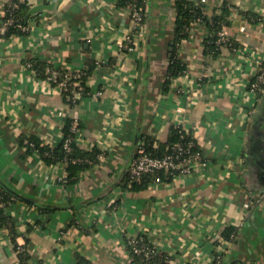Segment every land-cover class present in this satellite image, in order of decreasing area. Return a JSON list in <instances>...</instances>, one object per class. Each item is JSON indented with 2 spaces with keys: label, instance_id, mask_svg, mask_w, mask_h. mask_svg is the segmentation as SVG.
I'll use <instances>...</instances> for the list:
<instances>
[{
  "label": "crops",
  "instance_id": "0c3cea01",
  "mask_svg": "<svg viewBox=\"0 0 264 264\" xmlns=\"http://www.w3.org/2000/svg\"><path fill=\"white\" fill-rule=\"evenodd\" d=\"M190 1L208 15L228 4L225 31L236 47L210 53V29L195 21L177 41L186 67L177 76L176 0H143V27L133 33L130 3L28 0V33L0 35V185L15 193L3 208L0 264H143L127 244L139 233L167 264H212L217 244L220 264H264V93L249 89L264 61V0ZM128 35L133 47L122 50ZM36 60L86 70L87 92H63L27 65ZM68 118L83 124L75 142L99 150L74 181L62 162L49 164L19 142L34 135L58 146ZM179 127L197 144L191 171L132 178L141 142L166 147ZM227 228L234 239L223 236Z\"/></svg>",
  "mask_w": 264,
  "mask_h": 264
},
{
  "label": "built area",
  "instance_id": "2783aa9c",
  "mask_svg": "<svg viewBox=\"0 0 264 264\" xmlns=\"http://www.w3.org/2000/svg\"><path fill=\"white\" fill-rule=\"evenodd\" d=\"M27 2L28 0H7L6 13L11 12V15L8 17L5 23L0 25V34L4 33L7 29V24L12 22H17V25L22 29H27V26L20 22V20L12 14L21 3ZM201 2H206V0H201ZM129 3L132 10L133 33L143 27L145 10L143 3L138 4L133 1H130ZM219 38L223 42L230 40V36L226 33L225 27L219 31ZM132 42L133 40L131 35H128L124 42L120 44V49H132ZM258 63V70L256 71L254 78L249 82L250 91L257 96L258 92L261 90V87L264 86V61L259 59ZM27 65L35 73L39 74L36 62H29ZM85 74L86 70L80 72H71L68 69L47 66L44 77L57 85L63 92H69L71 93V96H81L87 92L86 85L82 79L84 78ZM72 78L76 79L73 80ZM70 129L74 135L65 136V134H63L64 147L67 151L72 149V143L76 141V137L79 132L76 121H73ZM179 132V140L173 144L167 145L161 154L149 153L146 149L145 141H142L138 146L130 168V174L132 178L141 179L145 174L153 173L156 175L155 179L157 181H161L162 177L158 173L159 171H163L172 175L179 173H189L191 171L193 161L198 157L199 152L194 149L196 141L192 136L189 135V131L186 128L179 127ZM70 161V158H64L62 161L64 168H67V165ZM1 189L2 187L0 185V191ZM11 202L12 199L0 201V208H8ZM127 244L132 253L142 258L144 264H167L168 256L162 252V250H160L145 233L129 236L127 239ZM221 245L222 244H217V252L213 257L212 264H220L222 260L224 246Z\"/></svg>",
  "mask_w": 264,
  "mask_h": 264
},
{
  "label": "trees",
  "instance_id": "16d2710c",
  "mask_svg": "<svg viewBox=\"0 0 264 264\" xmlns=\"http://www.w3.org/2000/svg\"><path fill=\"white\" fill-rule=\"evenodd\" d=\"M130 1H133L135 3H143V0H120V4L127 5ZM176 7H177V17L175 22V29L177 32L176 36V45L174 46V51L171 55V76H177L181 75L185 72V64H183L179 57L176 55L175 48L177 47V41H179L183 37H187L189 34L190 26L195 21H202L207 24V26L210 29V34L207 36L205 43L208 47V50L210 53L216 54L218 51H220V47L224 44L231 45L232 48L236 47V43L233 42L231 39L227 42H223L219 38V31L223 29V27L228 26L232 21L233 17L231 15V9L228 4H224L220 12H215L212 15H208L204 12L203 8L201 6L195 5L190 0H176ZM28 6L25 3H21L18 8L14 10L12 13L16 18L20 20L24 25H28L26 21V13L28 11ZM11 12H7L5 16L2 18V24L5 23L8 19V17L11 15ZM243 16L248 19L249 21H256L257 18H259L258 14L255 12L250 11H243ZM28 33L27 29H22L17 25V22H12L10 24H7V29L4 33H1L0 35L9 38L13 35H24ZM36 66L38 69V73L40 76H45V69L46 66L39 60H36ZM73 80L76 78H72ZM83 82L85 83L86 77L84 76ZM69 93V92H67ZM264 93V86L261 87V90L258 92V98H261ZM73 121H75L72 118H68L64 128H63V134L65 136L68 135H74V133L71 131L70 127L73 124ZM83 126L82 123L78 122L77 127L80 129ZM179 129L174 128L171 133L170 138V144H173L174 142L178 141L180 138ZM19 142L21 145L25 146L28 151H37L41 154L43 159L51 164V163H58L62 162L64 158L68 157L70 158V162L67 165L66 170L68 171V181H74L75 178L78 175L79 171L86 170L90 167H92L95 162L98 160V154L99 150H86L80 147L75 141L72 143V149L70 151H67L64 147V141L62 140L61 143L58 146H50L49 144L43 143V141L34 136H20ZM153 140L150 138H147L145 141L146 149L151 154H161L164 150V146L154 147L152 145ZM194 149L197 151V144H195ZM161 177L167 176V173L163 171L158 172ZM153 175L156 176L153 173L145 174L144 176H150ZM143 176V177H144ZM147 182V181H146ZM146 182H135L133 181L132 187L137 186H144L146 185ZM2 189L0 191V201H7L11 200L15 197V193L11 191L8 187L5 185L1 186ZM9 221V215L6 213L5 209L3 207L0 208V225H4ZM234 233V230L232 228H227L223 232V236L226 239H234L232 237V234ZM137 256V255H136ZM21 259L24 261L28 259L29 254L26 250H22L20 253ZM137 258H141L140 256H137ZM142 259V258H141ZM144 264V263H143ZM217 264V263H215Z\"/></svg>",
  "mask_w": 264,
  "mask_h": 264
},
{
  "label": "water",
  "instance_id": "95a60500",
  "mask_svg": "<svg viewBox=\"0 0 264 264\" xmlns=\"http://www.w3.org/2000/svg\"><path fill=\"white\" fill-rule=\"evenodd\" d=\"M41 7H43V6H41V5H36V6H34V7L31 9V11H32V12L38 11Z\"/></svg>",
  "mask_w": 264,
  "mask_h": 264
}]
</instances>
